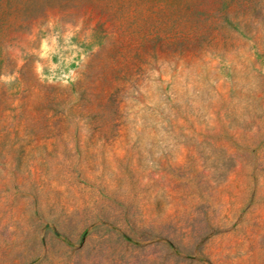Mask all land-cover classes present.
Wrapping results in <instances>:
<instances>
[{
  "label": "rangeland",
  "instance_id": "rangeland-1",
  "mask_svg": "<svg viewBox=\"0 0 264 264\" xmlns=\"http://www.w3.org/2000/svg\"><path fill=\"white\" fill-rule=\"evenodd\" d=\"M0 264H264V0H0Z\"/></svg>",
  "mask_w": 264,
  "mask_h": 264
}]
</instances>
